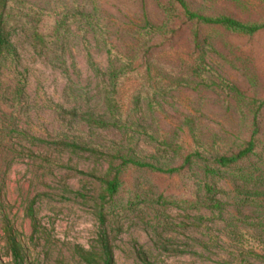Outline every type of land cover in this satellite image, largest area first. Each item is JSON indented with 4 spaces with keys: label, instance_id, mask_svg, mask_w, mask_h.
Wrapping results in <instances>:
<instances>
[{
    "label": "rangeland",
    "instance_id": "rangeland-1",
    "mask_svg": "<svg viewBox=\"0 0 264 264\" xmlns=\"http://www.w3.org/2000/svg\"><path fill=\"white\" fill-rule=\"evenodd\" d=\"M187 1L206 15L264 21L258 0L238 7ZM168 6L167 0H11L8 26L18 58L0 69V264H13L5 225L25 264H83L76 248L96 246L101 230L94 205L108 169L105 155L121 145L169 168L195 152L207 159L229 155L250 138V100H264V31L208 30L202 74L192 75L190 67L172 74L168 65L176 66L177 52L180 64L197 60L194 28L178 21V33L165 37L143 30L146 21L162 25ZM108 49L117 66L128 65L116 100L130 135L82 121L105 116L107 79L91 61L106 73ZM220 53L247 58L260 85L253 87ZM73 110L78 117L63 113ZM261 123L256 153L221 177L205 178L199 163L178 175L123 168L107 222L116 264H264V115ZM207 183L217 190L221 213L185 203L202 197Z\"/></svg>",
    "mask_w": 264,
    "mask_h": 264
},
{
    "label": "trees",
    "instance_id": "trees-1",
    "mask_svg": "<svg viewBox=\"0 0 264 264\" xmlns=\"http://www.w3.org/2000/svg\"><path fill=\"white\" fill-rule=\"evenodd\" d=\"M168 7L165 9V21L160 26H154L150 22L146 21L143 30L149 34L159 36H166L172 32L175 36L178 31L175 30V25L178 21L182 22L183 26L193 27L194 31L191 34V43L193 44L194 52L197 56V60L192 58L182 59L180 64L178 52L174 54L173 59L177 61L176 66L168 65L169 70H173L172 74H179L186 67H190L193 72L192 75L199 76L202 74L204 67L200 63L203 62L202 55L205 53V49L208 48V41L210 40L207 33L208 30L215 31L217 33H230L238 34L242 36H252L264 31L263 22H243L230 15H206L201 10H196L187 0H167ZM217 1V0H216ZM225 4H230L235 7L244 5V0H218ZM264 3V0H258ZM11 0H0V69L8 62L16 60L18 58L17 50L11 39V31L8 26V7ZM62 30V23H58L56 29L57 38L60 37V31ZM207 36V37H206ZM209 36H211L209 34ZM40 42L45 43V36L37 35ZM168 39V38H166ZM170 49V48H169ZM169 49H163L160 53L167 52ZM109 66L106 73L97 68L94 62L91 61L93 70L98 74L104 76L105 81V116H97L93 114L84 115L82 121H84L90 128L108 129L116 128L122 132L130 135L131 125L127 121H123L121 116V109L119 103L116 100L118 93V87L120 81L124 78L127 71L126 65L117 66L115 59L113 58L112 50L108 49ZM193 52V53H194ZM192 54V53H191ZM230 66L245 74L246 78L253 87L260 85V76L255 66H252L250 61L241 56L235 54L236 58L230 59L228 56L220 53ZM191 55H189L190 57ZM188 57V58H189ZM182 65V68L180 67ZM232 90V89H231ZM238 95V91L233 89ZM241 98L247 100L243 95H239ZM252 109L249 110L251 114V130L250 138L242 141L237 147V151L232 152L229 155L217 156L213 159H207L201 153L195 152L185 155L182 159V164L178 167L164 168L157 165L152 160L146 161L138 159L134 155L132 148L126 145H121L113 151V153L105 155L108 163V169L105 175L99 179L100 193L95 199V215L100 225V231L97 237V245L91 249H85L84 247H77L75 254L79 257L83 264H116L114 258L113 247L111 245L110 236L107 231L108 217L111 214V209L114 206L116 196L118 195L121 187V172L123 168L127 166H134L141 169H150L158 173L167 175H178L183 171L189 170L194 164L199 163L203 170L205 178L221 177L223 171L231 170L243 162L249 160L255 153L259 146L261 134H262V117L264 112V100L253 99L250 100ZM249 104V105H250ZM67 115L78 117V112L73 110L72 112L63 111ZM133 128V126H132ZM67 149H74L75 151L94 152L86 146H81L76 143H60ZM171 145H166V149L169 150ZM244 178V177H243ZM217 190L209 183L204 185V194L202 197L196 198V201L187 200L185 203L195 205L198 204L204 208L211 210L213 213L223 211V204L216 198ZM162 200L158 201L161 203ZM129 204H131L129 202ZM133 205V204H131ZM130 205V206H131ZM5 243L7 249L11 252L13 264H25L24 256L21 244L17 241V237L14 231L9 225L4 226ZM143 260V259H142ZM145 264H149L144 259Z\"/></svg>",
    "mask_w": 264,
    "mask_h": 264
}]
</instances>
